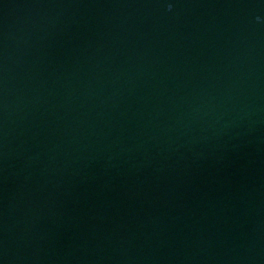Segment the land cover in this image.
<instances>
[{
  "label": "water",
  "instance_id": "95a60500",
  "mask_svg": "<svg viewBox=\"0 0 264 264\" xmlns=\"http://www.w3.org/2000/svg\"><path fill=\"white\" fill-rule=\"evenodd\" d=\"M0 264H264V0H0Z\"/></svg>",
  "mask_w": 264,
  "mask_h": 264
}]
</instances>
